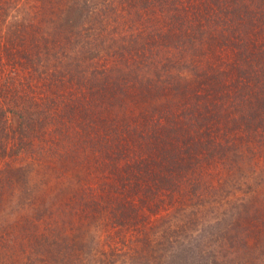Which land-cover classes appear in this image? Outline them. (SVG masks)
Returning a JSON list of instances; mask_svg holds the SVG:
<instances>
[{
	"label": "rangeland",
	"instance_id": "374dc122",
	"mask_svg": "<svg viewBox=\"0 0 264 264\" xmlns=\"http://www.w3.org/2000/svg\"><path fill=\"white\" fill-rule=\"evenodd\" d=\"M144 40L127 0H0V264H264V127L210 128L221 153L193 171L174 157L183 176L151 202L146 185L108 193L144 157L137 132L173 121L164 96L138 117L125 106L154 77ZM110 199L136 222L120 226Z\"/></svg>",
	"mask_w": 264,
	"mask_h": 264
},
{
	"label": "trees",
	"instance_id": "16d2710c",
	"mask_svg": "<svg viewBox=\"0 0 264 264\" xmlns=\"http://www.w3.org/2000/svg\"><path fill=\"white\" fill-rule=\"evenodd\" d=\"M127 4L145 29V40L135 53L157 58L149 62L157 84L154 77L129 83L125 106L137 110L138 117L158 105L155 97L164 96L173 121L162 131L137 132V138L145 139L144 157L114 169L107 186L112 195L119 188L133 195L146 185L151 202L156 193L175 190L182 174L174 157L193 171L204 150L221 153L210 128L227 135L232 129L264 127V0H127ZM161 47L175 54L164 57ZM177 59L185 60L184 69L190 71L182 81L176 77L181 70ZM104 203L120 226L136 222L130 200ZM199 254L198 248L194 255Z\"/></svg>",
	"mask_w": 264,
	"mask_h": 264
}]
</instances>
